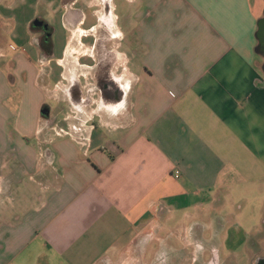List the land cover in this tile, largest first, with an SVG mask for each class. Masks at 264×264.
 I'll list each match as a JSON object with an SVG mask.
<instances>
[{
  "label": "crops",
  "instance_id": "obj_1",
  "mask_svg": "<svg viewBox=\"0 0 264 264\" xmlns=\"http://www.w3.org/2000/svg\"><path fill=\"white\" fill-rule=\"evenodd\" d=\"M117 7L0 0V264H175L264 191V0Z\"/></svg>",
  "mask_w": 264,
  "mask_h": 264
},
{
  "label": "rangeland",
  "instance_id": "obj_2",
  "mask_svg": "<svg viewBox=\"0 0 264 264\" xmlns=\"http://www.w3.org/2000/svg\"><path fill=\"white\" fill-rule=\"evenodd\" d=\"M114 2L118 6L116 13L122 18L125 0ZM239 193L227 201V212L231 216L221 219L212 214L208 217V224L198 219L193 225L203 228L196 236L189 233L185 238L180 231L175 232L169 236L172 241L171 251L158 250L156 258H171L176 261L175 264H191L192 261L193 264H256L258 259L264 258V191L256 183L245 190L241 188ZM199 240L204 242L206 248L195 245V241ZM212 245L216 248L212 249Z\"/></svg>",
  "mask_w": 264,
  "mask_h": 264
},
{
  "label": "trees",
  "instance_id": "obj_3",
  "mask_svg": "<svg viewBox=\"0 0 264 264\" xmlns=\"http://www.w3.org/2000/svg\"><path fill=\"white\" fill-rule=\"evenodd\" d=\"M33 29H35V27H33ZM50 35H51V32L49 30L47 33H45V37L40 42L41 43V48L43 49V51L45 52V54L47 56H51L52 55V51H53V44H52V40H51Z\"/></svg>",
  "mask_w": 264,
  "mask_h": 264
},
{
  "label": "water",
  "instance_id": "obj_4",
  "mask_svg": "<svg viewBox=\"0 0 264 264\" xmlns=\"http://www.w3.org/2000/svg\"><path fill=\"white\" fill-rule=\"evenodd\" d=\"M41 25H43V23L41 21H39V20L34 22V26H36V27H39ZM257 36H258V40L259 41H263L264 40V18L260 19L259 22H258V33H257Z\"/></svg>",
  "mask_w": 264,
  "mask_h": 264
},
{
  "label": "flooded vegetation",
  "instance_id": "obj_5",
  "mask_svg": "<svg viewBox=\"0 0 264 264\" xmlns=\"http://www.w3.org/2000/svg\"><path fill=\"white\" fill-rule=\"evenodd\" d=\"M263 18H264V13H263L261 19H263ZM257 51H258L261 59L264 61V40L263 41H259L258 40ZM263 67H264V63H263ZM256 264H264V258L258 259V261L256 262Z\"/></svg>",
  "mask_w": 264,
  "mask_h": 264
},
{
  "label": "built area",
  "instance_id": "obj_6",
  "mask_svg": "<svg viewBox=\"0 0 264 264\" xmlns=\"http://www.w3.org/2000/svg\"><path fill=\"white\" fill-rule=\"evenodd\" d=\"M176 178H179V176H176Z\"/></svg>",
  "mask_w": 264,
  "mask_h": 264
}]
</instances>
